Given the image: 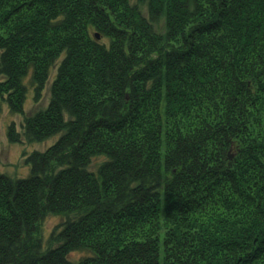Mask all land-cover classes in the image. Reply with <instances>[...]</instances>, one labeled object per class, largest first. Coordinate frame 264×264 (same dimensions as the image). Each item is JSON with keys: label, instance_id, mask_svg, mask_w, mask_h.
Instances as JSON below:
<instances>
[{"label": "trees", "instance_id": "16d2710c", "mask_svg": "<svg viewBox=\"0 0 264 264\" xmlns=\"http://www.w3.org/2000/svg\"><path fill=\"white\" fill-rule=\"evenodd\" d=\"M53 69L0 264H264V0H0V109Z\"/></svg>", "mask_w": 264, "mask_h": 264}, {"label": "rangeland", "instance_id": "374dc122", "mask_svg": "<svg viewBox=\"0 0 264 264\" xmlns=\"http://www.w3.org/2000/svg\"><path fill=\"white\" fill-rule=\"evenodd\" d=\"M55 70L56 69H53L50 80L42 90V94L38 97H36L35 90L30 84L29 77L26 78L29 87L24 102V114L11 111L7 103H4L3 107L0 109V172L6 173L13 178L28 175L30 163L26 161L27 156L34 150L46 149L57 140V136L38 142H28L26 139L22 142H12L8 138V127L10 124L14 123L17 130L22 132L24 116L31 115L48 105L51 97L50 87ZM2 77L3 76L0 75V78ZM100 160V157L95 158L91 163V168H95ZM62 219L63 217L59 214H48L42 220L39 235L42 237L45 247L50 244V235L55 226L60 223ZM86 254V251L74 250L70 253L69 257L73 260H78Z\"/></svg>", "mask_w": 264, "mask_h": 264}]
</instances>
